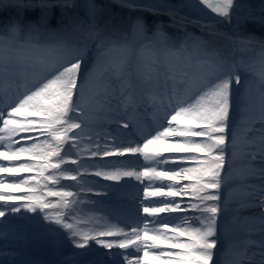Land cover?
Returning a JSON list of instances; mask_svg holds the SVG:
<instances>
[{
  "label": "snow or ice",
  "instance_id": "1",
  "mask_svg": "<svg viewBox=\"0 0 264 264\" xmlns=\"http://www.w3.org/2000/svg\"><path fill=\"white\" fill-rule=\"evenodd\" d=\"M119 3L167 23L0 0V261L264 264V0ZM219 24L258 58L221 59ZM89 195L115 223L80 217Z\"/></svg>",
  "mask_w": 264,
  "mask_h": 264
},
{
  "label": "rangeland",
  "instance_id": "2",
  "mask_svg": "<svg viewBox=\"0 0 264 264\" xmlns=\"http://www.w3.org/2000/svg\"><path fill=\"white\" fill-rule=\"evenodd\" d=\"M85 2V0H76V3L78 5H82ZM98 3H103L107 5L108 11L112 14H114L117 18H122L125 20H132L137 16H143L146 18L149 23H151L153 20H163L165 23H167V16H158L154 17L150 12L144 11L143 9H130L128 7H121L119 0H97ZM132 2L140 5H159V6H167L171 5L173 3L179 2V0H132ZM256 2V0H254ZM58 11V10H57ZM77 11L80 12L81 15H83L84 9L78 8ZM192 15H196L195 12L192 13ZM204 20L212 21L215 18L213 15H208L202 17ZM217 28V35H204V39L210 41L211 49L214 50L218 56L223 59L227 58L229 60L236 59V60H242V61H248L250 58H258L259 56V47H253L251 50L246 51H234V47L229 39L230 34V28L227 25L219 24L216 25ZM187 31L190 33H193L195 36H201V30L198 27H194L192 25H189L187 28ZM167 34L173 39H179L182 36L181 32H178L174 28H166Z\"/></svg>",
  "mask_w": 264,
  "mask_h": 264
},
{
  "label": "bare ground",
  "instance_id": "3",
  "mask_svg": "<svg viewBox=\"0 0 264 264\" xmlns=\"http://www.w3.org/2000/svg\"><path fill=\"white\" fill-rule=\"evenodd\" d=\"M193 13V12H192ZM255 95V90H253V96ZM85 163L90 164L92 161H85ZM85 179H88L90 181H94L98 178L93 177H85ZM69 183V182H64ZM128 192V195L124 197L123 199L127 203L129 207H131L136 201L133 199L134 197V189H126ZM88 200H96L99 201V204L91 205L87 201ZM84 203L80 204L77 208V212L79 213L81 218L84 219H92L93 224L89 226H102L105 221H111L115 223L114 220L110 216H108V212L112 209V204L109 202L107 197H97V196H86L84 197ZM234 202L230 201V207H234ZM250 215L251 213H245ZM25 256L27 258H33V259H39L46 262V264H55V261L58 259V257L50 250L47 251H37L33 249H23ZM218 256L223 258V253L218 252ZM0 264H2V261H0Z\"/></svg>",
  "mask_w": 264,
  "mask_h": 264
},
{
  "label": "trees",
  "instance_id": "4",
  "mask_svg": "<svg viewBox=\"0 0 264 264\" xmlns=\"http://www.w3.org/2000/svg\"><path fill=\"white\" fill-rule=\"evenodd\" d=\"M7 15H12V13H11V12H9V13H7Z\"/></svg>",
  "mask_w": 264,
  "mask_h": 264
}]
</instances>
